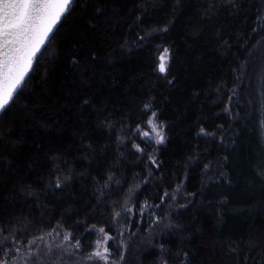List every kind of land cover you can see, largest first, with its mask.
<instances>
[{"label": "trees", "instance_id": "obj_1", "mask_svg": "<svg viewBox=\"0 0 264 264\" xmlns=\"http://www.w3.org/2000/svg\"><path fill=\"white\" fill-rule=\"evenodd\" d=\"M106 2L107 13L96 30L87 26L91 5L87 16L77 6L63 20L48 45L57 53L55 60L48 62L45 54L41 58L43 63L37 66L35 75L11 110L0 114L3 133L0 136V157H3L0 160V218L19 220L22 224L43 219L50 228L64 214L66 227L77 220L85 221L75 229L77 238L85 245L94 242L98 235L85 233L88 225L104 226L115 235L125 218H120L118 224L112 220L111 202L127 194L134 174L143 180L148 174L147 153L156 150L160 170L152 166L155 179L141 185L135 202L140 204L147 198L155 205L165 189L175 192L177 184L180 181L183 184L177 199L173 201L169 197L163 208L157 210L159 215L167 213L163 224L149 227L155 218L151 208L143 218L138 213L130 218L132 223L124 229L123 236L128 248L121 264H154L160 256L158 245L161 243L171 246L173 253L177 245L182 247L188 252L191 264H264L260 251L264 248V179L257 175L258 169L264 166V114L260 116L259 107L264 99V84L259 79V63L245 69L246 74L240 79L233 72L245 60L247 48L264 36V33L247 35L258 10L264 8V0H239V12L228 4L221 5L220 0H156L155 5L152 0ZM144 3L148 4L146 10L140 7ZM140 14L145 31L164 24H168V30L163 34L154 33L140 46L132 44L143 33L139 29L129 30L128 24ZM221 29L228 43L234 46L231 51L224 49L217 35ZM77 37L81 45L78 57H87L91 51L98 54L95 65L89 67L86 84L77 78L68 64L70 57L65 55ZM125 40L127 47H121ZM245 40L250 43L241 48ZM161 43L172 48L167 79L156 70L155 45ZM253 53L259 60L264 49L257 47ZM45 68L47 83L41 84ZM173 78L174 84L169 85L168 81ZM216 85L221 86V91L232 89L230 113L222 111L228 96L220 95ZM88 97L110 119L117 121V129L121 123L135 127L140 109L145 103H153L152 111L159 113L158 122L166 124V142L142 145L146 153L138 160L140 154L131 148V140L126 141L127 150L117 147L115 132L109 138L107 129L96 127L94 109L80 108L79 100ZM25 101L29 108H23ZM66 101L76 103L67 107ZM201 125L209 132L218 125L229 129L223 145L219 135L197 138ZM61 154L77 173L90 175H77L64 192L49 191L37 203L35 197H28L21 189L28 185L43 186L40 173L50 166V156ZM225 155L230 159L225 168H219ZM191 157L197 159L191 160ZM209 161L211 168L206 170L204 165ZM109 171L114 176L112 192L103 204H97L93 177L102 181ZM220 171L230 175L231 184L216 179ZM161 176L163 182L157 183ZM116 180L122 183L117 185ZM186 204V207L177 206ZM169 219L171 229L164 227ZM110 243L115 248L116 242Z\"/></svg>", "mask_w": 264, "mask_h": 264}, {"label": "snow or ice", "instance_id": "obj_2", "mask_svg": "<svg viewBox=\"0 0 264 264\" xmlns=\"http://www.w3.org/2000/svg\"><path fill=\"white\" fill-rule=\"evenodd\" d=\"M152 3L155 5L156 0H152ZM220 4H228L237 12H239L241 7L239 0H220ZM90 5L92 11L91 18L87 20V26L92 30H96L100 19L105 17L107 13L109 5L106 0H95L94 4L92 0H0V114H5L11 110L29 79L35 75L37 66L43 63L41 58L45 54H47L48 62L55 60L57 53L50 50L48 45L54 39L56 31L62 25L63 20L71 16L77 6L81 8L82 14L87 16ZM140 7L146 10L148 4L144 3ZM231 14L229 13V15ZM205 15H207V10H205ZM245 19H247L246 16ZM142 23L143 15L140 14L135 16L131 24H128L129 30L139 29L143 33L138 34L131 41L132 44L137 46L150 40L154 33L163 34L168 30V24H164L162 27L149 28L145 31ZM253 23L254 26L247 34L249 37L264 33V8L258 10ZM217 35L223 41L224 49L231 51L234 46L228 43V38L224 37L223 29L218 30ZM78 40V37L73 39L70 48L65 51V55L70 57L68 64L76 73L77 78L82 84H86L89 67L95 65L98 54L96 51H91L87 57H78L81 46L77 42ZM249 43L250 40H245L241 48H246ZM127 45L128 42L125 40V43L121 47H127ZM257 47L264 49V36H261L251 48H247L248 54L245 60L240 61L238 67L233 68V72L238 74L237 79L246 74L245 69L254 68L259 63V79L264 84V55L259 60L257 59L253 53V49ZM155 50L158 53L156 70L158 73L163 74L164 79H167L171 67L172 48L167 44L161 43L155 45ZM174 82L175 78L168 81L169 85L174 84ZM39 83H47V68L44 69V76L40 78ZM235 87L236 85L234 84L233 88ZM44 90L46 91V89ZM216 90L220 95L228 96V103H226L222 111L230 113V103L234 95L232 89L221 91V86L216 85ZM217 98L219 99V96ZM75 103L73 101L69 104L66 101V106L71 107ZM79 106L82 110L88 108L94 109L96 127L101 130L107 129L109 138L115 132L117 135V147L123 146L127 150L129 146L126 141L131 140V148L140 154L137 156L138 160L143 159L146 153V149L142 145L152 142L156 145H162L168 138L165 122H158V111H152L155 107L153 103H145L143 105L140 109L139 122L135 124V127L121 123L119 129L116 128L117 121L110 119L102 107L94 105L91 97L79 100ZM29 107L28 102L25 101L23 108ZM149 112L151 115H148ZM145 116H147V119H144ZM40 123L50 127V125H46L45 121H41ZM205 123H207L206 119ZM194 126L195 124H193ZM228 131L229 129H225L223 125H218L216 129L209 132L207 128L201 125L196 132V137L206 139L219 135L220 143L223 145ZM2 135L3 133L0 132V136ZM137 139L140 142H136ZM233 143H235L234 140ZM87 146L91 148V144ZM155 151L147 153L145 167L148 169V174L144 176L143 180L139 179L138 174H134L133 183L129 186L127 194L121 199L111 202L112 220L118 224L120 218H125L124 225L117 228L115 235L112 234L111 229H106L104 226L97 228L95 224L88 225L85 228V233L91 234L92 232H96L98 235L94 242H89L85 245L81 238H77L75 231L85 221L77 220L73 222L72 226L66 227L67 221L63 218L64 214L50 228L45 225L43 219L38 222L28 221L22 224L19 220L0 218V264H121L125 259V250L128 248L123 236L124 229L132 223L130 218L137 215V213L143 218L147 210L151 208L153 209L151 215L155 218L149 227L154 228V226L163 224L167 213L159 215L157 214V210L163 208L164 202L169 197L173 201L176 200L177 193L180 192L181 185L183 184V181H180L177 184L175 192L165 189L163 194L158 197L159 203L155 205L150 204L147 198L140 204L135 202V197L138 196V190L141 188V185L155 179L152 166L154 165L157 171L160 170V164L158 163ZM62 155H52L49 157L50 166L45 172L40 173V181L43 186L36 184L35 186L28 185L22 187L21 190L28 197H35L37 203L40 202V196L47 195L49 191L53 194L64 192L77 175L82 177L90 175V173H77L67 160L61 158ZM2 159L3 157H0V160ZM190 159L196 160L197 157H191ZM229 159V156L225 155L223 162H219L218 167L225 168ZM10 163L8 166H10ZM211 164V161L206 163L204 169L210 170ZM257 175L264 178V166L258 169ZM163 179V176H161L156 182L161 183ZM208 179H211V177ZM216 179H222L229 184L232 182L230 175L224 171H220ZM113 181L114 176L110 171L102 181L93 177L97 204H103L108 199L112 192ZM115 183L119 185L122 181L116 180ZM185 195L193 196L195 194L186 193ZM226 199L227 197H225ZM187 203L190 204L191 201L189 200ZM177 206L186 207L187 204ZM164 227L171 229L172 221L169 219ZM176 227L179 226L177 225ZM132 235H135V233ZM81 236H83V233H81ZM110 242H116L115 248ZM86 247L89 249L87 252H85ZM252 247L255 246L253 245ZM158 248L160 256L154 264H185V260L188 261V264H191V260H188V252L184 251L179 245H177L175 253H173L171 246L166 247L162 243L158 245ZM231 250L236 251L237 249L231 248ZM260 251L262 258H264V248ZM181 257L184 259H181Z\"/></svg>", "mask_w": 264, "mask_h": 264}, {"label": "rangeland", "instance_id": "obj_3", "mask_svg": "<svg viewBox=\"0 0 264 264\" xmlns=\"http://www.w3.org/2000/svg\"><path fill=\"white\" fill-rule=\"evenodd\" d=\"M259 107H260V116H262L264 114V99H262V102L260 103ZM261 140H262V137H261ZM262 148H263V146H262ZM262 153H263V159H264V149H262ZM262 161L264 164V160H262Z\"/></svg>", "mask_w": 264, "mask_h": 264}]
</instances>
